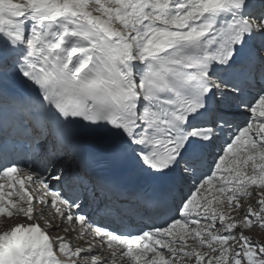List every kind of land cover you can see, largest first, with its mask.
I'll list each match as a JSON object with an SVG mask.
<instances>
[{
  "label": "snow or ice",
  "instance_id": "obj_1",
  "mask_svg": "<svg viewBox=\"0 0 264 264\" xmlns=\"http://www.w3.org/2000/svg\"><path fill=\"white\" fill-rule=\"evenodd\" d=\"M0 264H264V0H0Z\"/></svg>",
  "mask_w": 264,
  "mask_h": 264
},
{
  "label": "rangeland",
  "instance_id": "obj_2",
  "mask_svg": "<svg viewBox=\"0 0 264 264\" xmlns=\"http://www.w3.org/2000/svg\"><path fill=\"white\" fill-rule=\"evenodd\" d=\"M0 220H2V218H0ZM0 226H2V224H0ZM250 235L255 237L259 241H264V229H260L259 227H254L251 230Z\"/></svg>",
  "mask_w": 264,
  "mask_h": 264
},
{
  "label": "bare ground",
  "instance_id": "obj_3",
  "mask_svg": "<svg viewBox=\"0 0 264 264\" xmlns=\"http://www.w3.org/2000/svg\"><path fill=\"white\" fill-rule=\"evenodd\" d=\"M3 226V225H2Z\"/></svg>",
  "mask_w": 264,
  "mask_h": 264
}]
</instances>
